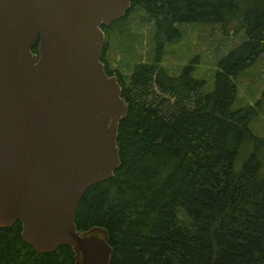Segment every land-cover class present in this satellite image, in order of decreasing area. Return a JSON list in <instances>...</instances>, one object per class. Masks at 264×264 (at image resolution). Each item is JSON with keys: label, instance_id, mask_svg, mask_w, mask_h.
Masks as SVG:
<instances>
[{"label": "trees", "instance_id": "1", "mask_svg": "<svg viewBox=\"0 0 264 264\" xmlns=\"http://www.w3.org/2000/svg\"><path fill=\"white\" fill-rule=\"evenodd\" d=\"M131 3L125 18L102 27V63L129 106L118 130L121 167L85 192L78 230H108L110 264H264V137L250 128L260 101L235 105L237 78L264 55V0ZM137 10L154 20L156 53L139 62L133 44L122 43L114 69L110 39L120 40ZM186 24L245 30L246 40L219 60L209 91L192 64L177 76L162 66L166 44L181 40ZM155 87L165 96L151 98ZM74 262L67 245L37 251L24 240L21 220L0 227V264Z\"/></svg>", "mask_w": 264, "mask_h": 264}, {"label": "water", "instance_id": "2", "mask_svg": "<svg viewBox=\"0 0 264 264\" xmlns=\"http://www.w3.org/2000/svg\"><path fill=\"white\" fill-rule=\"evenodd\" d=\"M131 0H0V227L22 222L40 253L110 264L106 228L80 231L79 202L121 167L128 103L102 63V27ZM39 46L38 54L33 48Z\"/></svg>", "mask_w": 264, "mask_h": 264}, {"label": "rangeland", "instance_id": "3", "mask_svg": "<svg viewBox=\"0 0 264 264\" xmlns=\"http://www.w3.org/2000/svg\"><path fill=\"white\" fill-rule=\"evenodd\" d=\"M124 25L121 41L116 35L110 39L108 52L111 51V59H116L113 68L116 69L123 60L122 43L133 44L136 61L150 62L157 49V28L154 20L146 16L143 10H137ZM238 27L234 25L224 29L222 25H179L184 37L166 44L162 66L169 69L172 76H177L184 66L192 64L195 66V77L207 81L205 90L213 89L219 60L246 40L245 30ZM236 82L239 94L235 105L255 104L260 101V113L251 121L250 128L255 135L264 137V55L259 57L255 65L244 71ZM154 90L155 94L151 98H156V95L165 96L157 87ZM251 149V145L245 146L240 162Z\"/></svg>", "mask_w": 264, "mask_h": 264}]
</instances>
